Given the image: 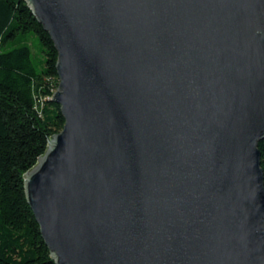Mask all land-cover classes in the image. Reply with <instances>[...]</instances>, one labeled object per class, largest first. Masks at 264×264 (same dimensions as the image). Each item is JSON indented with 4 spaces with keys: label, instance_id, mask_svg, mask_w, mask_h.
Here are the masks:
<instances>
[{
    "label": "water",
    "instance_id": "1",
    "mask_svg": "<svg viewBox=\"0 0 264 264\" xmlns=\"http://www.w3.org/2000/svg\"><path fill=\"white\" fill-rule=\"evenodd\" d=\"M62 131L24 175L55 264H264V0H24Z\"/></svg>",
    "mask_w": 264,
    "mask_h": 264
},
{
    "label": "trees",
    "instance_id": "2",
    "mask_svg": "<svg viewBox=\"0 0 264 264\" xmlns=\"http://www.w3.org/2000/svg\"><path fill=\"white\" fill-rule=\"evenodd\" d=\"M57 52L24 0H0V264H55L24 190V175L64 126L50 101ZM264 176V140L257 146Z\"/></svg>",
    "mask_w": 264,
    "mask_h": 264
}]
</instances>
